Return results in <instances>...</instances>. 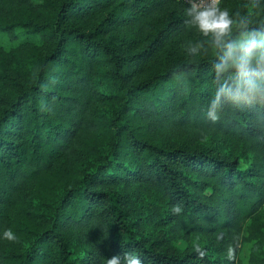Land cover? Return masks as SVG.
<instances>
[{"label": "trees", "instance_id": "trees-1", "mask_svg": "<svg viewBox=\"0 0 264 264\" xmlns=\"http://www.w3.org/2000/svg\"><path fill=\"white\" fill-rule=\"evenodd\" d=\"M44 1L46 19L13 22L44 46L28 76L0 92V264H106L126 253L141 264H238L246 223L264 203V100L222 96L218 119L207 116L221 85L234 88L235 69L217 70L226 49L191 22L186 1ZM246 2L264 6L218 7ZM30 3L0 0L11 15ZM245 32L264 34V16L232 26L225 43ZM182 36L193 40L189 57L169 46ZM15 59L4 65L0 52V79ZM211 131L254 158L242 166L236 153L196 143ZM164 226L210 236L206 255L163 244Z\"/></svg>", "mask_w": 264, "mask_h": 264}, {"label": "rangeland", "instance_id": "rangeland-1", "mask_svg": "<svg viewBox=\"0 0 264 264\" xmlns=\"http://www.w3.org/2000/svg\"><path fill=\"white\" fill-rule=\"evenodd\" d=\"M44 0H31L30 7L24 8L23 6L12 15L9 13L7 7L0 5V22L7 21V27H0V52L4 65H10V59L14 61L17 57L18 64L8 67V75L0 79V92L7 94L17 83H21L26 72L29 69L30 63L38 54V50L42 48L43 40L38 35H33L28 28L22 25H15L13 22L23 14L35 18H47L50 14L49 8L46 6ZM227 10L230 18L233 20V27H237L245 22H251L257 18L264 16V6L254 7L252 3L246 2V5L242 10L233 9L231 7L221 8L220 10ZM41 10V11H40ZM105 12L101 15L89 16L85 22L96 23ZM248 33V32H245ZM242 35V34H241ZM241 36H237L240 39ZM236 39V40H237ZM177 53L182 54L185 57H189L194 52L191 48L194 47L193 40L190 37L182 36L174 39L169 44ZM19 50V51H18ZM30 57L29 60L26 58ZM255 61H253V64ZM146 68V71L150 69V66ZM28 76V75H27ZM162 139L169 138L171 141L177 143L190 142L188 138H182L179 136H171L168 134H162ZM200 146L208 147L212 150H216L223 155H232L236 153L239 156L242 166H245L251 162L255 156V152L244 149L240 143H237L232 138L225 136L217 131H211L205 135L202 139L196 142ZM256 226V228L254 227ZM163 229L158 233L162 240V243L177 248L178 250L194 248L195 244L200 246L208 243L212 238L210 236H204L201 234H188L180 236H171L170 232ZM245 235L249 237V240H244L240 243V248L237 254L238 264H264V203L255 212V214L247 221L245 226ZM225 242V241H223ZM217 244V243H216ZM225 252L228 250L225 249ZM214 255L217 254L214 250Z\"/></svg>", "mask_w": 264, "mask_h": 264}, {"label": "clouds", "instance_id": "clouds-1", "mask_svg": "<svg viewBox=\"0 0 264 264\" xmlns=\"http://www.w3.org/2000/svg\"><path fill=\"white\" fill-rule=\"evenodd\" d=\"M219 0H213L210 5L191 3L187 9V15L191 17V22L204 35L211 34L213 43L217 48H224V56L221 64H218V71H227L229 68L235 69L233 85L222 84L211 101L210 110L207 116L215 122L218 119L217 109L221 103V97L225 96L229 100L237 101L247 98L259 97L264 100V34L248 32L242 33L241 38L225 43V38L232 32L233 20L228 11L220 10ZM255 61V65H253ZM182 208L173 206L172 212L180 214ZM9 241H15L17 237L7 229L3 234ZM195 251L203 258L206 253L201 250L199 244L194 245ZM228 257L232 259L233 249H228ZM106 264H141L138 256L124 254L123 261L120 255H113L107 258Z\"/></svg>", "mask_w": 264, "mask_h": 264}, {"label": "built area", "instance_id": "built-area-1", "mask_svg": "<svg viewBox=\"0 0 264 264\" xmlns=\"http://www.w3.org/2000/svg\"><path fill=\"white\" fill-rule=\"evenodd\" d=\"M183 1H186V2H188L190 4L191 3H197V4H200L201 3V0H183ZM212 2H213V0H203V4L204 5H210Z\"/></svg>", "mask_w": 264, "mask_h": 264}]
</instances>
